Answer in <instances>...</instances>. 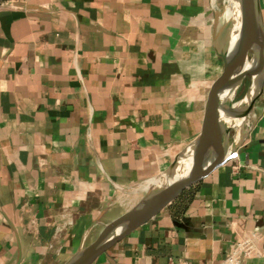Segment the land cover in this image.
Instances as JSON below:
<instances>
[{
  "label": "crops",
  "instance_id": "1",
  "mask_svg": "<svg viewBox=\"0 0 264 264\" xmlns=\"http://www.w3.org/2000/svg\"><path fill=\"white\" fill-rule=\"evenodd\" d=\"M238 27L237 0H0V264H65L140 203L199 137ZM252 112L236 158L95 264L264 250V89Z\"/></svg>",
  "mask_w": 264,
  "mask_h": 264
},
{
  "label": "water",
  "instance_id": "2",
  "mask_svg": "<svg viewBox=\"0 0 264 264\" xmlns=\"http://www.w3.org/2000/svg\"><path fill=\"white\" fill-rule=\"evenodd\" d=\"M237 11L240 41L234 53L219 52L226 70L207 105L204 126L197 140L159 179L160 185L153 186L140 203L109 224L92 244L79 250L65 264H95L112 247L238 156L236 148L246 140L244 123L260 96H255L253 90L264 76V26L256 0H237ZM249 77L252 80L246 95L236 101L241 86Z\"/></svg>",
  "mask_w": 264,
  "mask_h": 264
},
{
  "label": "built area",
  "instance_id": "3",
  "mask_svg": "<svg viewBox=\"0 0 264 264\" xmlns=\"http://www.w3.org/2000/svg\"><path fill=\"white\" fill-rule=\"evenodd\" d=\"M263 237L257 233L246 235L245 239L237 243L232 253H230L224 264H244L247 259L264 256V250L259 248Z\"/></svg>",
  "mask_w": 264,
  "mask_h": 264
},
{
  "label": "bare ground",
  "instance_id": "4",
  "mask_svg": "<svg viewBox=\"0 0 264 264\" xmlns=\"http://www.w3.org/2000/svg\"><path fill=\"white\" fill-rule=\"evenodd\" d=\"M235 12V11H234ZM233 12V14H235ZM240 31H239V28L233 33V36H232V39H231V41H230V43H229V45H228V48L230 49V51H231V53H234L235 51H236V49H237V47H238V44H239V41H240ZM248 65H251V63H248ZM242 89V86H241V88H240V90ZM263 89H264V76H263V78H262V80L260 81V83H259V85H258V87H257V89L255 90H253L254 91V95L255 96H259V95H261L262 94V92H263ZM239 93V92H238ZM235 94V92L233 93V95ZM233 95H232V97H233ZM253 113V112H252ZM160 181L161 180H158V181H156L155 183H154V186H157V185H160ZM135 194V193H134ZM140 196V195H139ZM134 198V197H133ZM134 203V202H133ZM127 207V206H126ZM125 207V208H126Z\"/></svg>",
  "mask_w": 264,
  "mask_h": 264
},
{
  "label": "rangeland",
  "instance_id": "5",
  "mask_svg": "<svg viewBox=\"0 0 264 264\" xmlns=\"http://www.w3.org/2000/svg\"><path fill=\"white\" fill-rule=\"evenodd\" d=\"M251 80L252 79L250 77L245 80V82L242 86V89L239 91L238 96L236 97V101L241 100L246 95V93H247V91L251 85Z\"/></svg>",
  "mask_w": 264,
  "mask_h": 264
}]
</instances>
